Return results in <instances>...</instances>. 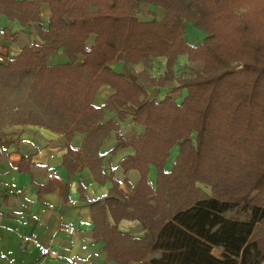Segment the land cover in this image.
<instances>
[{
  "label": "trees",
  "instance_id": "16d2710c",
  "mask_svg": "<svg viewBox=\"0 0 264 264\" xmlns=\"http://www.w3.org/2000/svg\"><path fill=\"white\" fill-rule=\"evenodd\" d=\"M40 1L49 4L47 27L40 22ZM140 2L161 5L167 14L159 21H141L136 16ZM0 13L22 24L37 21L44 43L27 44L18 55L4 58L0 71L17 80L32 76L41 100L60 120L51 123L55 128L68 137L73 130L86 131L90 140L101 132L99 124L116 126L114 120L99 122L106 108L119 106L132 110L135 120L145 125L144 133L131 139L135 153L120 161L124 170L139 171L135 195L108 204L117 218L141 219L149 233L137 237L102 229L117 264L143 259L146 264L264 260V0H0ZM186 21L203 32L197 43L184 37ZM3 31L16 38L8 28ZM91 32L95 43L86 47ZM59 45L65 46L71 62L46 64ZM179 53L203 60L193 77L180 80L187 90L181 103L168 95L158 102L149 99L142 86L110 67L116 60L165 55V74L146 75L160 85L173 75ZM79 55L81 76L70 67ZM103 83L115 91L95 105L91 97ZM174 144L179 146L176 161L165 170ZM182 159L191 161L190 166L185 163L183 179L176 173ZM149 163L157 167L155 187L147 179ZM194 182L208 184L210 194ZM181 187L183 198L175 203L172 192ZM214 247L221 249L219 255Z\"/></svg>",
  "mask_w": 264,
  "mask_h": 264
},
{
  "label": "crops",
  "instance_id": "0c3cea01",
  "mask_svg": "<svg viewBox=\"0 0 264 264\" xmlns=\"http://www.w3.org/2000/svg\"><path fill=\"white\" fill-rule=\"evenodd\" d=\"M38 9L40 22L47 27L51 16L49 4L40 1ZM148 12L157 13L156 18L164 14L159 6L149 3L147 11L137 12V16L149 20ZM187 23L189 31L185 30L184 37L197 43L203 32L190 21L184 22L185 27ZM36 24L35 20L22 24L0 13V62L18 55L27 44L44 43ZM4 28L15 33L16 38L6 36ZM94 43L95 33L91 32L85 46ZM64 50L65 46L59 45L48 54L46 64L71 62ZM81 58L79 55L78 61ZM143 63L116 60L110 67L142 86L149 99L158 102L175 94L173 99L181 103V92L186 88L173 93L172 84L180 72L189 70L187 54H177L173 76L160 85L152 84L141 74L164 75L166 56H149L147 63ZM186 66L189 68L185 70ZM114 91L110 84L103 83L94 91L91 102L100 105ZM109 120H114L116 126L99 124L101 132L90 140L86 131L73 130L68 137L64 130L38 118L10 120L0 126V264H117L102 229L110 227L137 236L149 233L141 219L117 218L108 204L109 200L122 202L135 195L139 171L124 170L120 161L135 153L131 139L143 134L145 125L135 120L132 110L120 106L106 108L99 123ZM167 159L163 168L170 170ZM156 168L154 163L148 164L147 179L154 187ZM213 252L219 255L221 249L214 247ZM127 264H146V259Z\"/></svg>",
  "mask_w": 264,
  "mask_h": 264
},
{
  "label": "rangeland",
  "instance_id": "374dc122",
  "mask_svg": "<svg viewBox=\"0 0 264 264\" xmlns=\"http://www.w3.org/2000/svg\"><path fill=\"white\" fill-rule=\"evenodd\" d=\"M148 4H149L148 2H140L138 4V7H137V12L140 14L145 13L148 9ZM156 5L159 6V8H161L163 10L164 14L160 18H158V17L156 18L157 13L148 12V13H146V16L147 17L151 16L150 17L151 19L154 18L156 21H159L166 16L167 11H166L165 7L158 5V4H156ZM137 12H136V16H137ZM137 18L141 21H148V20H144L143 15L137 16ZM189 25H190L189 23L186 24V27H185L186 31H189V29H188ZM78 59L79 58H77V60L73 61L71 63L70 67H72L75 75L81 76L82 72L80 71L79 67L77 66ZM142 62H144L145 64L147 63V61H143V60H142ZM188 66H186V68H185V70L189 68V70H187L188 74L186 73V71H182L175 78L176 82L172 84L173 85L172 86L173 93H178V91L180 90V88H181L180 83H179L180 80L187 78V77H193L195 75V73L197 72V70L202 69L203 60L201 58H196L195 60H189ZM233 66H235V65H233ZM235 67H240V65H236ZM141 75L145 76V78H146V75H149V74H145V75L141 74ZM9 76L10 75L8 73H5L4 71H0V126L4 123L9 122L10 120H20L21 121V120H32V119L38 118L39 120H43L44 122H49V123H55L57 121H60L56 115L53 116L54 113H52L51 109L48 108L49 104H45L41 100L42 92H41V90H39L38 86L35 84L32 76H28L26 78H23L22 80H17L16 77H12V79H11V78H9ZM181 93L183 94L182 95V101H183L187 92H186V90H182ZM172 95H175V94H172ZM172 95L170 97L173 99ZM174 100L179 103V99H174ZM120 107H123V106H120ZM46 109H47V113L45 112ZM126 110H128V109H126ZM42 111L44 112V114H41ZM119 120H120V118H119ZM116 123H118V120H116ZM191 137L193 138V143H194V141H195L194 140V133L191 134ZM171 149H172V151H171ZM178 152H179L178 144H174L169 149V155L167 156L168 157L167 160H168V163H170V169H172L174 166ZM185 163H186V167H187V165L190 166L191 161L187 160V162L186 161L183 162V159H182V161H179L177 163L178 165L176 168V173L179 174V171H180L182 179H183V172L185 169ZM164 169L168 170L166 168H164ZM181 181H182L181 183L183 186V180H181ZM187 182L190 185L189 181H187ZM187 182L185 183V185L187 184ZM176 184H177V182H176ZM176 184H175V187L178 188L180 184H178V185H176ZM193 184L195 186H198L200 189H202L207 194H210V186L208 184L202 183V182H194ZM181 190H183V187L180 188L179 192L178 191L172 192L173 202L178 203L183 198ZM155 199H156L155 203L158 202L157 197ZM152 202H154V200H150V203H152ZM132 208H133V206H132ZM163 209L168 210L169 207L164 206ZM129 234L132 236H137V235L131 234L130 232H129ZM137 237H140V236H137ZM130 262H132V261H130ZM130 262H128V263H130Z\"/></svg>",
  "mask_w": 264,
  "mask_h": 264
},
{
  "label": "built area",
  "instance_id": "2783aa9c",
  "mask_svg": "<svg viewBox=\"0 0 264 264\" xmlns=\"http://www.w3.org/2000/svg\"><path fill=\"white\" fill-rule=\"evenodd\" d=\"M68 230L70 231L71 229H70V228H68Z\"/></svg>",
  "mask_w": 264,
  "mask_h": 264
}]
</instances>
